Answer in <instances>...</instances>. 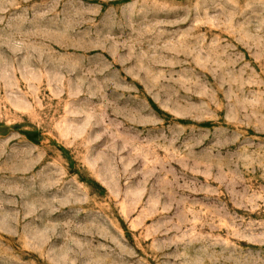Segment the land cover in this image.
<instances>
[{
  "label": "rangeland",
  "instance_id": "obj_1",
  "mask_svg": "<svg viewBox=\"0 0 264 264\" xmlns=\"http://www.w3.org/2000/svg\"><path fill=\"white\" fill-rule=\"evenodd\" d=\"M0 264H264V0H0Z\"/></svg>",
  "mask_w": 264,
  "mask_h": 264
}]
</instances>
